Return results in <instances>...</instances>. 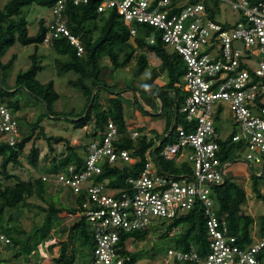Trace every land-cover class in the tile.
<instances>
[{"label": "built area", "instance_id": "2783aa9c", "mask_svg": "<svg viewBox=\"0 0 264 264\" xmlns=\"http://www.w3.org/2000/svg\"><path fill=\"white\" fill-rule=\"evenodd\" d=\"M58 0L52 7V28L44 44L66 36L78 56L84 45L67 26L66 4ZM74 4L89 0H70ZM241 10L235 24L221 23L210 16L207 0H102L98 9L116 8L127 23H145L155 28L162 41L183 59L182 86L186 95L180 107L184 122L176 121V140L161 150L166 160L185 158L192 174L175 175L148 158L140 171L126 179V188L112 187L100 180L105 163L135 162L131 149H119L122 134L109 120L100 139L86 144L81 165L71 163L61 172L42 173L43 180L71 188L82 199L83 214L93 229L95 248L88 264H126L122 237L144 230L159 219L171 220L201 207L206 217L208 253L169 248L165 263L263 264L260 257L264 237L241 245L226 218L217 214L213 186L223 182L224 163L219 157L220 136L214 113L225 103L239 123L232 141L247 148L246 158L264 162V0H224ZM132 33L136 30L132 28ZM155 40V35L149 39ZM240 41L243 48L235 45ZM133 139L139 131L128 132ZM17 114L0 104V140L15 145L21 138ZM126 249L130 251L128 242ZM0 242L11 239L0 231ZM26 264H39L26 260Z\"/></svg>", "mask_w": 264, "mask_h": 264}, {"label": "trees", "instance_id": "16d2710c", "mask_svg": "<svg viewBox=\"0 0 264 264\" xmlns=\"http://www.w3.org/2000/svg\"><path fill=\"white\" fill-rule=\"evenodd\" d=\"M57 1L8 0L4 4L0 3V66L3 70L4 87H6V80L11 76L17 58L14 55L8 61H4L3 57L8 50L16 44L35 47L34 53L29 56L32 59L31 66L25 71H19L15 76L13 88H21L7 91L0 83V98L2 103L15 114L26 106H41L37 117L28 123L27 135L21 137L15 145L0 140V231L11 239V244L7 246L16 248L12 256L9 257V261H14L20 255H24L26 260H30L39 255L40 247L43 244L47 245L48 250L54 247L58 248V252L50 258L48 264H88L93 257L95 240L92 225L83 214L82 199L76 196L73 204L58 205L55 200L64 192L65 188L62 185L57 186L58 195L56 196L50 192L51 185L43 180L41 174L24 179L15 170L17 167L24 166L23 156L31 170H36L39 167L43 159L42 149L38 145L39 140L46 141L49 149L44 156L48 161L44 173L61 172L71 163L82 164L86 153V144H83V148L80 150L69 138L49 134L42 124L45 118L62 119V116H66L67 118H64L71 120L75 127L85 128L91 125L87 135L93 139H100L108 121L112 120L122 134L118 148L131 149L132 155L138 157V160L135 162L119 161L115 164L105 163L99 179H108L109 185L112 187H128L126 179L137 174L148 158L156 163L152 151L172 125L175 118V101L174 99H163L167 109L166 114L170 115L169 124L163 134L153 138L140 134L133 139L128 133V117L123 100V93L127 89L115 93L114 85L109 83L104 72L107 68L113 70L125 68L135 60L137 64L135 76H141L149 65L148 53H155L162 60V66L169 76L166 87L177 91L180 109L178 84L183 82L185 64L181 56L175 50H170L169 46L162 41L161 35L155 32L153 26L137 22L127 23L116 8L99 11L98 7L102 0H89V2L81 4H74L69 0L65 9L67 26L81 40L84 45V53L82 56H78L76 48L66 36L55 38L51 48L58 55L55 61L57 74L61 76L68 72H75L76 77L70 79L68 83L80 88L86 97V103L83 110L78 113L75 112V109L71 112L56 110L54 104L61 98V95L55 87V82L52 80L42 83L38 79V73L43 68L40 62L39 45L44 43V38L52 27L47 25L44 18H41L37 33L31 35L25 9L33 4L52 9ZM218 8V0H207V9L211 17L216 18ZM132 28L136 30L135 34L132 33ZM153 35H155V40L150 43L149 39ZM94 91L92 107L87 115H84ZM104 91L110 93L106 103L101 101V94ZM21 93L23 97L19 96ZM30 93H34L36 97ZM44 103L48 105L49 112L46 111ZM180 113L179 110L178 123H180ZM140 132H144V129L140 128ZM235 133L236 131L231 134L228 141L219 140V157L223 162L234 161L239 156L240 145L236 146L232 141ZM172 134H169L162 145L156 149L158 161L163 171L167 173L192 174L189 165L177 164L175 160H166L161 155L163 147L173 140ZM29 143H31V147L25 153ZM56 144H63L65 150L56 154ZM213 189L217 214L226 218L232 233L237 236L241 245L253 243V230L257 220L253 215L243 210V205L247 201V191L244 186L231 179H226L223 184L213 186ZM254 190L257 198L264 201V194L259 188L255 186ZM39 201L46 203L47 206L38 203ZM19 205L30 208L38 207L46 212V220L43 225L36 227L28 238L25 230L11 213ZM63 215H73L76 218L69 225L59 229L57 228L58 223L61 222ZM258 224L259 235L264 237V214L259 218ZM162 226L165 229L160 238H168L175 249L183 251L195 249L201 256L208 253L206 217L203 209L199 206L171 220L159 219L150 228L134 230L125 234L122 237L121 246L122 253L129 257L126 264H135L142 256L140 253L126 249L127 240L130 238L142 240L148 236L152 229H159ZM176 228H180V230L171 235V231ZM60 232L66 233V236L59 238ZM260 257L263 262L264 249L261 251ZM0 261L4 260L0 259ZM175 264L195 263L175 262Z\"/></svg>", "mask_w": 264, "mask_h": 264}, {"label": "rangeland", "instance_id": "374dc122", "mask_svg": "<svg viewBox=\"0 0 264 264\" xmlns=\"http://www.w3.org/2000/svg\"><path fill=\"white\" fill-rule=\"evenodd\" d=\"M8 0H0L1 4L6 3ZM219 1V8L217 11L216 18L224 24H235L239 19L242 18L241 10L236 9L233 7L231 3L224 0H218ZM237 1V0H235ZM26 17L29 20V32L31 35H34L37 33L39 29V21L40 19L44 18L47 22V25L52 24L53 20V14L52 10L40 6L38 4H33L30 7H27L26 9ZM235 45L239 48H243V44L240 41L235 42ZM170 50H173V47H169ZM35 51V47L33 45L30 46H23L21 44H16L12 46L8 52L3 57V60L9 59V57L13 54L17 55V58L14 62L13 69L11 71V76L8 77V79L5 82L4 87L7 91H12L16 88H13L14 85V79L16 74L19 71H25L27 70L31 64L32 59L29 57L31 54H33ZM39 54L41 55V64L43 65L42 70L38 73V79L42 83H47L49 81L55 82V87L57 91L60 93L61 98L54 104V108L56 110L71 112L74 109L75 112L81 111L83 108V104L80 99L81 90L78 87H74L68 83L70 79H73L76 77L75 72H68L66 74H63L59 76L57 74V68H56V58L57 54L56 52L51 48L50 45L47 44H41L39 45ZM137 69L136 61H132L127 67L113 70L108 69L105 70L104 75L108 78L109 83L111 85L115 84L114 87L117 91H123L122 88L128 89V85L136 83L137 81H141L137 77L134 76V73ZM179 92V100H180V106L183 103V99L186 95V92L184 91L183 86L178 88ZM22 96V93L19 95ZM23 97V96H22ZM141 97V96H140ZM123 100L125 105V111L128 118L131 117V109H135V105H140L137 99V102L135 101L134 94H130L129 91L123 93ZM145 101V100H144ZM0 103H2V99L0 98ZM26 106L25 113L27 116L21 117L17 115V120L19 123L21 137L27 135L29 130V122L34 120L37 115L41 111V106L37 105L34 107ZM143 107V106H140ZM143 109H145L143 107ZM32 110V111H30ZM231 110L226 107V111L224 116H222L223 120L221 121V116L219 114V111L217 112L215 110L214 113V119L216 120V129L220 136V139L222 137H230L231 133L235 130L239 131V123L237 120L232 116L231 117ZM62 119H54V118H45L42 122L44 125L46 131L49 134L54 135H62L67 138H69L76 147L80 148L82 150V143L89 144L91 140V136L87 135L89 132L91 125L88 128H80L75 127L73 122L71 120L65 119L66 116H62ZM65 117V118H64ZM70 118V117H68ZM76 119V118H72ZM179 121L184 122L183 114L180 113ZM217 121H221V126L217 125ZM176 135V132L173 131L172 137ZM222 135V136H221ZM236 146H239L238 150H241V152H247V148L243 147L241 144H238L234 142ZM38 145L42 149L43 153V159L41 160V163L39 167L36 170H31L29 167L25 157H22L23 160V167H17L15 172L19 173L22 178L28 179L32 176H35V174H42L45 171V167L48 165V161L45 160L44 156L49 151L48 149V143L44 140H39ZM31 147V143H29L25 149V153L29 151ZM56 154L62 152L65 150V146L63 144H56ZM244 150V151H243ZM85 157V156H84ZM186 165H189L191 170L193 171V167L191 162L186 161ZM257 168V164H255ZM43 170V171H42ZM51 185L50 192L53 195H58V187L60 184H55L49 182ZM259 186L262 188L264 192V176L259 181ZM64 192H62L59 195V198H55L56 203L59 204H73L75 201V198L77 195H75L71 188L63 186ZM213 196H214V189L212 190ZM215 199V198H214ZM35 200L33 199V202ZM38 203L42 204L43 206H47L46 203L39 201ZM243 210L247 213H250L253 215L257 222L254 225V230L258 232L259 230V218L261 215L264 214V201L262 199H259L256 197L255 192H253L251 189H248V195H247V201L243 205ZM13 216L18 220L22 228L26 232V237L28 238L35 230L36 227H39L43 225V223L46 220V212L40 210L38 207L30 208L29 206L19 205L17 208L13 209L11 211ZM76 217L73 215H63L62 220L60 223H58L59 229H62L63 226H67L70 223L73 222V220ZM160 224V223H158ZM161 225V224H160ZM55 226V224H54ZM258 227V228H257ZM165 227L162 226L159 229H152L148 236L142 240H136L132 239L128 242L130 251L131 252H137L140 253L142 256L138 259V261L135 264H164L165 258L167 255V251L169 248H174L172 242L168 238H160L161 233H163ZM180 228H176L171 231V235L178 232ZM253 230V231H254ZM66 236V233H59L58 237L63 238ZM16 250L14 246H7L4 243L0 242V259L4 261H0V264H26V258L24 255L17 256L15 260H10L9 257L12 256V253ZM58 252V248L54 247L53 249L48 250L47 245H41L40 247V253L39 255H36L34 258L32 257V260L37 261L39 264H48L50 258L55 255ZM17 259V260H16ZM167 264H175L174 262H169ZM264 264V261H263Z\"/></svg>", "mask_w": 264, "mask_h": 264}, {"label": "crops", "instance_id": "0c3cea01", "mask_svg": "<svg viewBox=\"0 0 264 264\" xmlns=\"http://www.w3.org/2000/svg\"><path fill=\"white\" fill-rule=\"evenodd\" d=\"M14 55L16 54L11 55L9 59ZM148 56H149V65L145 73L141 76H135V73H134V76L140 79L141 81H137L136 83L128 85L129 88L127 89V91L130 92L131 96L132 94H134L135 101L137 102V99H138L139 100L138 102L140 103V105H135V109H131V117L127 118V122H128V132H131L133 130L140 132V128H142L144 129V132L142 133L140 132V134H145L148 136V138H153L159 134H163L170 121V115L166 114L167 109L164 105L163 99L164 98L166 100L174 99L175 109H176V103L178 104V94L175 89L166 87L167 83L169 82V76H168L167 71L162 66V60L158 56H156L155 53H152V52H149ZM9 59H5L4 61H8ZM14 82H15V79H14ZM178 86L182 87V83L178 84ZM122 90L124 91L126 89H122ZM123 91L115 90L114 92H123ZM109 97H110V93L108 91H104L101 94V101L103 103H106ZM80 99L83 104L82 106L84 108L85 103H86V97L84 96L82 91L80 94ZM140 106H143L145 109H143V107H140ZM30 107H34V106H30ZM30 107H28V109ZM226 107L229 108L228 105L225 103H220L217 106L216 111L217 112L219 111L220 116L221 115L224 116ZM83 108L81 109V111L83 110ZM25 109L26 108H23L20 112L17 113V115L25 118L27 116L26 114H24ZM179 110L180 109L178 105V111ZM232 116L233 114L231 112V117ZM220 118L222 121L223 120L222 116ZM176 121H177V117L175 114V118L172 121L171 127L173 126L174 122L176 124ZM221 121H217V125L221 126L220 125ZM215 123H216V120H215ZM89 127L90 125L86 126V128L88 129ZM174 129H175V126H174ZM173 131L170 134H172ZM235 131L237 132V130ZM235 131H233L232 133H234ZM165 136L166 138L169 136V131L165 133L163 138ZM162 139L159 140L156 147L152 151V155L156 161V164H158L156 149L162 145V144L159 145ZM229 139L230 137L226 136V137H222V139L220 140L228 141ZM91 140H93V137H91ZM175 140H176V135L173 137V140L171 142H174ZM82 144H86V143H82ZM238 154L239 156L234 161H226L224 163V166H223L224 179L221 184H223L226 181V179H231L241 184L242 186H244V188L247 191V195H248V189H251L256 194V191L254 190L255 186H257L259 190L264 194L262 188L259 186V181L264 176V162L257 163L254 161H249L246 158V152H241V150L238 151ZM185 162H186L185 158H181L176 161L177 164H182ZM255 164H257L259 168H257ZM253 237H254V240L260 238L259 232H256L254 230Z\"/></svg>", "mask_w": 264, "mask_h": 264}, {"label": "water", "instance_id": "95a60500", "mask_svg": "<svg viewBox=\"0 0 264 264\" xmlns=\"http://www.w3.org/2000/svg\"><path fill=\"white\" fill-rule=\"evenodd\" d=\"M0 83H1V86L4 88L3 70H2V68H1V66H0ZM19 88H21V87H17L16 89H14V90H12V91H15V90H17V89H19ZM95 91H96V90H95ZM95 91H94L93 97H92V99H91V101H90V103H89V106H88V108H87V110H86V113H85L84 115H87V113L89 112V110H90L91 107H92V104H93V102H94V97H95ZM115 93H120V92H115ZM30 94H32L33 96L36 97V95H35L34 93H30ZM44 104H45L46 111L49 112V110H48V105H47L46 103H44ZM177 113H178V104L176 103V109H175L176 117H177ZM174 126H175V122H174L173 126L171 127V129L169 130V134L173 131ZM165 138H166V136L160 141L159 145H161V144L163 143V141L165 140ZM157 163H158V165L160 166V162L158 161V159H157Z\"/></svg>", "mask_w": 264, "mask_h": 264}]
</instances>
